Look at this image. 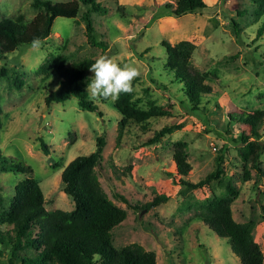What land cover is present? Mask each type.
Here are the masks:
<instances>
[{"label":"rangeland","instance_id":"rangeland-1","mask_svg":"<svg viewBox=\"0 0 264 264\" xmlns=\"http://www.w3.org/2000/svg\"><path fill=\"white\" fill-rule=\"evenodd\" d=\"M98 1L108 8L104 14H92L95 35L107 44L105 50L88 41L82 18L87 7L83 5L76 19L58 17L52 35L39 49L21 46L0 59V71L7 69L0 76V149L4 156L33 169L31 174L0 172V217L10 210L16 184L27 177L40 181L48 211L73 210V199L63 191L62 172L76 157L91 154L97 137L105 135L97 175L109 198L127 211V218L112 231L116 248L139 243L156 254L157 264H241L230 241L199 217L213 197L229 198L225 186L215 179L210 187L189 189L176 185L170 175L176 172L173 154L177 142L187 144L192 170L186 178L193 183L216 169V158L227 145L225 175L238 193L232 198L233 216L239 223L256 224L255 239L264 253V176L249 167L250 179L244 178L240 146L233 140L241 132L240 125L227 131L228 114L264 110V32L258 36L264 18L256 16V4L252 0H205L207 8L176 17L165 8L167 3L175 6V0ZM32 3L0 0V21L19 14L31 21L38 13ZM164 40L194 43L190 66L213 88L200 111L189 109L182 85L173 83L164 69ZM60 54L67 56V65L101 55L133 64L140 76L133 81L131 99L139 109L155 115L138 123L124 118L113 101L91 96L102 116L81 109L73 95L63 103L47 105L45 98L57 89L60 79L57 74L45 77L39 69ZM16 73L25 82L21 89L14 87ZM93 75L89 71L83 81L86 90ZM178 124L181 127L159 143L146 146L156 131ZM261 133L264 142V125ZM40 137L49 155L43 153ZM261 167L264 171V155ZM164 194L170 197L166 202L143 207ZM6 228L8 237L12 236L11 228ZM1 251L0 264H24L25 257L34 255V250L26 249L12 258L9 243Z\"/></svg>","mask_w":264,"mask_h":264},{"label":"trees","instance_id":"trees-1","mask_svg":"<svg viewBox=\"0 0 264 264\" xmlns=\"http://www.w3.org/2000/svg\"><path fill=\"white\" fill-rule=\"evenodd\" d=\"M252 1L256 4V16L264 18V0ZM83 5L87 7L82 18L86 24L88 41L92 46L105 50L107 44L96 37L92 16L93 13L108 12V8L100 1L33 0L32 6L38 13L31 21L26 22L23 14L0 21V59L7 58L9 53L21 46H31L34 37H40L42 42L48 40L53 33L55 20L58 17L76 19ZM207 7L205 0H175V6L171 3L165 5V8L176 17ZM235 28L239 33L237 24ZM263 32L264 21L258 29V36ZM162 45L167 53L164 69L173 77V83L182 85L189 109L192 112L200 111L204 97L210 95L213 88L206 83L203 74L194 72L190 66L196 48L194 43L182 40L172 44L164 40ZM95 59L85 58L67 65V56L60 54L40 67L39 72L45 77L57 74L60 79L57 89L46 96V104L63 103L73 95L78 99L81 109L98 112L102 116L99 106L91 99L83 85ZM6 72V67H2L0 76H5ZM24 84L21 75L16 73L14 87L21 89ZM113 106L124 118H132L138 123H145L155 115L151 111L139 109L130 94H121L119 99L113 102ZM1 114L0 105V128ZM181 125L161 128L147 141L146 146L159 143ZM234 125H240L241 129L238 138L233 140L240 146L244 178L250 179L249 167L256 169L260 176H264L261 167V158L264 155L261 133L264 110L250 112L240 110L228 114L227 131L233 130ZM120 139L119 133L118 140ZM40 144L43 153L49 155L48 146L41 137ZM105 146V135L98 136L96 149L91 154L76 157L63 170V191L75 204L71 211L61 209L48 211L41 183L34 177H27L16 184L10 210L5 211L0 217V254L2 246L9 243L12 246V258L17 256L19 251L34 250L32 257L23 259L24 264H157L156 254L139 243H132L121 249L113 245L112 231L127 218V211L109 198L97 175V167L103 159ZM226 150L228 147L224 145L222 154L216 158V169L204 179L193 183L186 178L192 170V165L188 161L187 144L179 141L173 154L176 172L170 175L176 185L189 189H204L210 187L212 180H219V183L225 186L229 198L213 197L200 211L199 217L218 236L230 241L232 251L240 259L241 264H264V253L255 239L256 224L253 221L239 223L233 216L232 198L238 193L231 179L225 175L223 155ZM0 172L31 174L33 169L19 159L4 156L0 149ZM169 198L164 194L143 207L153 208ZM6 227L11 228L12 236L8 237L9 231H6ZM33 231L36 234L34 236ZM9 264L13 262L9 261Z\"/></svg>","mask_w":264,"mask_h":264},{"label":"clouds","instance_id":"clouds-1","mask_svg":"<svg viewBox=\"0 0 264 264\" xmlns=\"http://www.w3.org/2000/svg\"><path fill=\"white\" fill-rule=\"evenodd\" d=\"M40 37L31 41L33 49L42 46ZM89 71L94 75L88 84V93L94 100L117 101L121 94L134 91L133 81L140 76L139 69L133 64H121L116 57L101 55L91 64Z\"/></svg>","mask_w":264,"mask_h":264}]
</instances>
